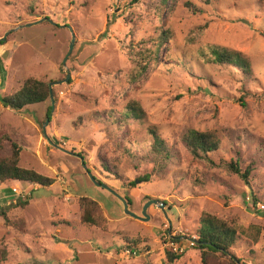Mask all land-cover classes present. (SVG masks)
Instances as JSON below:
<instances>
[{"label":"rangeland","instance_id":"obj_1","mask_svg":"<svg viewBox=\"0 0 264 264\" xmlns=\"http://www.w3.org/2000/svg\"><path fill=\"white\" fill-rule=\"evenodd\" d=\"M177 1L161 15L160 0H0V98L28 78L54 91V102L21 109L0 100V137L21 148L20 167L52 180L0 181L3 264H204L195 244L206 213L236 228L234 261L264 264V0ZM161 27L172 33L158 63L136 56L154 48L149 37ZM213 46L241 51L251 75L208 61ZM133 101L145 114L118 120ZM151 127L173 147L162 172ZM190 128L222 136L210 153L217 163L245 168L254 158L248 181L194 159ZM84 197L98 202L103 226L82 223ZM152 199L164 208L146 207ZM179 235L175 249L169 240ZM207 264L228 258L211 254Z\"/></svg>","mask_w":264,"mask_h":264},{"label":"trees","instance_id":"obj_2","mask_svg":"<svg viewBox=\"0 0 264 264\" xmlns=\"http://www.w3.org/2000/svg\"><path fill=\"white\" fill-rule=\"evenodd\" d=\"M177 4V0H160V2L156 4V7L160 8L159 10L161 15L165 11L171 14V12H174L176 9L175 6H177ZM185 6L191 8L193 12L197 11V9H195L196 7L190 1L186 2ZM171 33L172 32L169 28H159L157 35H152L149 37V42L154 45V48L152 49L146 47L143 50L138 51L136 56L147 55L149 56L150 62L152 61L153 64L158 63L160 57L163 56L161 53L162 49L171 38ZM206 57H208L206 58L208 61L213 63L229 64L238 67L246 77L247 75H251V63L241 51L228 49L226 47L213 46L210 49V55ZM140 66L142 71H146L148 63L146 62L144 65ZM133 78H136V76L133 75ZM49 97V82H44L35 78H28L24 81L19 90L11 95L2 96L0 100L7 107L21 109L28 104L45 101L46 99H49ZM50 110L51 107H49V111ZM144 114L145 111L141 105L138 102L133 101L128 103L127 110L117 118L118 120L130 117L139 119ZM149 130L153 137L151 153L153 154L154 162L157 165H160L156 166L155 169H159V172H162L164 167H167L169 161L173 157V147H170L169 143L164 139V137H162V135H160L159 132H157L155 127H151ZM184 141L194 159L207 160L210 166H223L232 173L240 174L245 181H248L250 172L254 169V164L256 165V160L254 158L251 159L250 164L245 166V168L238 159H232L230 161H226L224 159L222 163L215 162L213 158L210 157V153L218 151L222 144V136L217 133L215 134L209 131L190 128L184 134ZM7 148L9 151H7ZM259 148V155L260 157H263V152L261 153V151H264V149L262 146H259ZM128 150H130V148H128ZM20 154L21 148L17 146V143H13L11 144V147H8L4 138L0 137L1 182L20 180L38 182L43 185L52 183L51 178L43 176L32 169L20 167L18 164ZM151 177L152 173L150 172L143 176H139V180L143 182L150 181ZM135 184L136 181L131 182V185L135 186ZM127 200L129 201L130 199ZM256 201L257 198L254 197L253 202L255 203ZM80 208L82 210L81 221L83 224L101 227L106 222V219L103 216L97 201L88 197L81 198ZM5 214V210L0 209V215ZM237 235L236 228L228 224L225 220L207 213L203 214V216L200 218L199 227L196 231L197 243L195 244V248H198L202 253L203 263L207 264L211 254L221 253L222 256L228 258V264H238L229 255L231 248L236 242ZM180 236L181 235L178 237ZM3 256L4 255L0 257V264H3ZM167 256L170 260L180 257L179 255H175L171 252H168Z\"/></svg>","mask_w":264,"mask_h":264},{"label":"water","instance_id":"obj_3","mask_svg":"<svg viewBox=\"0 0 264 264\" xmlns=\"http://www.w3.org/2000/svg\"><path fill=\"white\" fill-rule=\"evenodd\" d=\"M0 39H5V38H0ZM74 41H75V35H73V38H72V43H74ZM66 80V79H65ZM53 83H55V82H53ZM49 95H50V98L52 99V101L54 100V91H53V87H52V85H51V83L49 84ZM54 102V101H53ZM82 158V157H81ZM82 162L84 163V160H83V158H82ZM85 168H87V165L85 164ZM89 176H90V178L92 179V181L95 183V184H97V185H103V186H105V187H107L108 188V186L106 185V184H103V183H99L97 180H96V178H95V176L91 173V172H89ZM122 200H123V202H124V205H125V212H127L128 214H130L131 216H133V217H136V218H142L141 216H138L137 214H135L134 212H132L130 209H129V207H128V202L123 198V197H121V196H119ZM151 204H156V205H158V206H160L161 208H164V202H161V201H159V200H149L147 203H146V207L147 206H149V205H151ZM146 207L144 208V210H143V214L146 216V217H148V215H147V213H146Z\"/></svg>","mask_w":264,"mask_h":264},{"label":"built area","instance_id":"obj_4","mask_svg":"<svg viewBox=\"0 0 264 264\" xmlns=\"http://www.w3.org/2000/svg\"><path fill=\"white\" fill-rule=\"evenodd\" d=\"M180 238H182V236H180V237H171L170 239L171 240H169L170 242H171V244H172V247H174L175 249H176V247L175 246H177V244H179V243H177L178 242V240L180 239ZM168 241V242H169ZM195 240H192V242H191V244H193V242H194Z\"/></svg>","mask_w":264,"mask_h":264}]
</instances>
